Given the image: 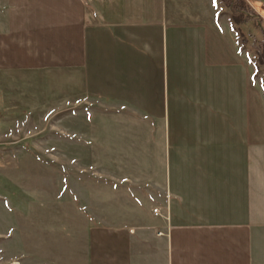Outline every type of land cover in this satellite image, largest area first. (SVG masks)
<instances>
[{
    "label": "crops",
    "instance_id": "obj_1",
    "mask_svg": "<svg viewBox=\"0 0 264 264\" xmlns=\"http://www.w3.org/2000/svg\"><path fill=\"white\" fill-rule=\"evenodd\" d=\"M229 18L219 0H0V71L160 117L145 219L89 227L84 264H264L262 121Z\"/></svg>",
    "mask_w": 264,
    "mask_h": 264
},
{
    "label": "rangeland",
    "instance_id": "obj_2",
    "mask_svg": "<svg viewBox=\"0 0 264 264\" xmlns=\"http://www.w3.org/2000/svg\"><path fill=\"white\" fill-rule=\"evenodd\" d=\"M219 1L253 66L245 87L254 88L264 136L263 24L240 13L241 0ZM251 3L264 17L258 0ZM49 74L0 71V264H84L89 227L139 226L145 219L141 185L157 162L147 148L146 123L157 139L158 111L147 119L140 109L100 107ZM185 85L189 106L194 86ZM115 191L119 201L110 199Z\"/></svg>",
    "mask_w": 264,
    "mask_h": 264
},
{
    "label": "built area",
    "instance_id": "obj_3",
    "mask_svg": "<svg viewBox=\"0 0 264 264\" xmlns=\"http://www.w3.org/2000/svg\"><path fill=\"white\" fill-rule=\"evenodd\" d=\"M244 5H243V10L240 11V13L243 16H251L253 15L256 20H258L259 22H261L263 24V29H264V17L254 8L253 4L251 3V1L253 0H241ZM259 4H260V8L262 10H264V0H258ZM151 214L154 217L159 216V211L157 208H153L151 210Z\"/></svg>",
    "mask_w": 264,
    "mask_h": 264
},
{
    "label": "trees",
    "instance_id": "obj_4",
    "mask_svg": "<svg viewBox=\"0 0 264 264\" xmlns=\"http://www.w3.org/2000/svg\"><path fill=\"white\" fill-rule=\"evenodd\" d=\"M224 1L226 2L227 0H224ZM237 4H239V3H237ZM237 6H241V4H239ZM246 20H248V19L247 18H244V21H246Z\"/></svg>",
    "mask_w": 264,
    "mask_h": 264
}]
</instances>
